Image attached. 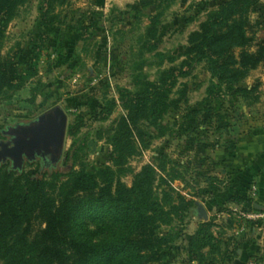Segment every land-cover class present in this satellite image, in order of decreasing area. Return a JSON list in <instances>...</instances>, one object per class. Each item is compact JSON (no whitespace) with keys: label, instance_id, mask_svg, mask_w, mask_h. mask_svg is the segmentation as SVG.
<instances>
[{"label":"rangeland","instance_id":"obj_1","mask_svg":"<svg viewBox=\"0 0 264 264\" xmlns=\"http://www.w3.org/2000/svg\"><path fill=\"white\" fill-rule=\"evenodd\" d=\"M137 1L25 0L17 8L0 31V60L17 55L20 70L33 67L36 72L20 88L0 95V168L32 171L33 176L49 180L54 173L61 178L80 169L112 167L108 137L126 114L119 89L134 92L138 82L156 80L171 65L168 58L183 51L188 34L224 0H169L163 5L151 51L143 47V35L149 24L147 13L156 9L150 5L135 17L124 13ZM250 20L258 23L255 36L263 37L264 0H258ZM157 52L165 56L159 58ZM181 59L178 56L174 64ZM179 81L171 98L185 89L184 102L165 115L166 134L127 159L122 181L130 186L143 165L162 162L165 170L157 172L170 188L156 180L157 191L169 189L176 204L177 193L193 200L182 220L173 215L170 224L158 229L173 237L165 264H207L190 261L188 247L203 222L211 223L208 232L218 239L213 247L199 250L207 257L237 249L241 241L258 240L264 250V188L256 186V177H264V64L251 70L242 83L247 87L257 83L249 98L232 88H223L227 92L219 98H206L211 78L202 63ZM112 99V112L102 119L101 108ZM56 107L67 117L59 153L41 148L15 159L8 151L18 137L15 130L36 124ZM69 125H76L73 134ZM198 205L207 217L199 216ZM31 226L35 234L43 223L33 218ZM97 228V221L84 219L77 233L97 240L102 237ZM250 263L258 264L253 253L244 264Z\"/></svg>","mask_w":264,"mask_h":264},{"label":"trees","instance_id":"obj_2","mask_svg":"<svg viewBox=\"0 0 264 264\" xmlns=\"http://www.w3.org/2000/svg\"><path fill=\"white\" fill-rule=\"evenodd\" d=\"M24 2L0 0V31ZM168 3L169 0H139L124 12L135 17L143 8L155 7L154 14L147 13L149 24L143 35V47L149 51L155 48L151 42L156 39L160 15ZM257 3L258 0L222 1L188 34L178 63L174 64L178 56H170L171 65L156 80L138 82L134 92L119 89L126 114L118 118L108 137L112 167L80 169L61 178L54 173L49 180L33 176L32 171L16 173L0 168V264H165V251L173 237L158 229L170 224L173 215L182 220L193 200L177 193L174 199L180 203L176 204L169 189L157 191L156 180L168 186L157 172L165 170L162 162L157 166L143 165L130 186L121 178L124 165L130 156L147 148L153 138L166 134L169 123L164 122L165 115L170 108H178L185 96V89H180L172 99L173 89L196 64L202 63L211 78L206 98H219L227 92L223 88H232L244 98L255 93L256 82L249 87L242 83L251 70L264 64V36H255L258 23L250 20ZM155 55L165 56L161 52ZM20 65L17 55L0 60V95L20 88L26 78L35 74L33 67L20 70ZM113 107V99L102 106L101 118L106 119ZM68 128L73 134L76 125ZM33 218L43 223L35 234L31 228ZM84 219L98 222L100 239L77 233ZM210 226L209 222L201 223L190 237V261L206 262L218 256L222 263L231 262L236 256L233 248L222 249L221 256L200 253L206 245L211 248L218 242L208 232Z\"/></svg>","mask_w":264,"mask_h":264},{"label":"water","instance_id":"obj_3","mask_svg":"<svg viewBox=\"0 0 264 264\" xmlns=\"http://www.w3.org/2000/svg\"><path fill=\"white\" fill-rule=\"evenodd\" d=\"M66 122V114L60 108H54L45 113L36 124L15 130L18 137L8 150L9 153L15 159H18L22 152L32 154L34 150L41 148L50 149L54 154H58L65 134ZM197 212L199 216L207 217L202 205H198Z\"/></svg>","mask_w":264,"mask_h":264},{"label":"crops","instance_id":"obj_4","mask_svg":"<svg viewBox=\"0 0 264 264\" xmlns=\"http://www.w3.org/2000/svg\"><path fill=\"white\" fill-rule=\"evenodd\" d=\"M108 3L109 2H115L118 0H105ZM256 186L259 190H262L264 188V177L258 176L256 177ZM238 248L236 249V256H234L233 260L231 262L225 263V264H244L247 259L249 258V255L253 253L254 259L256 260V263L258 264H264V250L263 244L260 243L258 240L254 244H248L246 241H241L239 245H237ZM215 260L208 259L207 264H223L219 257L216 256Z\"/></svg>","mask_w":264,"mask_h":264},{"label":"built area","instance_id":"obj_5","mask_svg":"<svg viewBox=\"0 0 264 264\" xmlns=\"http://www.w3.org/2000/svg\"><path fill=\"white\" fill-rule=\"evenodd\" d=\"M250 264H252V263H250Z\"/></svg>","mask_w":264,"mask_h":264}]
</instances>
